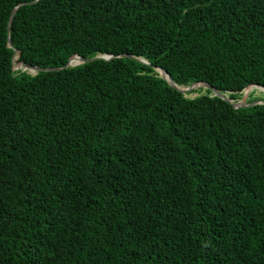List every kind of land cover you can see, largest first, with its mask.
<instances>
[{
	"label": "trees",
	"instance_id": "16d2710c",
	"mask_svg": "<svg viewBox=\"0 0 264 264\" xmlns=\"http://www.w3.org/2000/svg\"><path fill=\"white\" fill-rule=\"evenodd\" d=\"M158 68L264 87V0H0V264H264V97Z\"/></svg>",
	"mask_w": 264,
	"mask_h": 264
},
{
	"label": "water",
	"instance_id": "95a60500",
	"mask_svg": "<svg viewBox=\"0 0 264 264\" xmlns=\"http://www.w3.org/2000/svg\"><path fill=\"white\" fill-rule=\"evenodd\" d=\"M20 6L16 7L11 16H10V19H9V24H8V31L11 30V26H12V22H13V19H14V16L18 10ZM13 42L12 40H9V47L10 48H13ZM127 57H130V58H134L144 64H148L150 65V63L144 59V58H141V57H134V56H131V55H125ZM20 57V52L16 49L15 50V53H14V60H13V63L14 65L17 64V68L15 69H23L24 71H27L28 73L32 74V75H36L38 74L39 72H52V71H60L62 70V68H40V67H37V66H33V65H30V64H27V63H24V62H19L18 61V58ZM115 56L114 55H101V56H97V57H94V58H82L81 56L79 55H76L74 57H72L70 59V61L68 62V64L64 67V68H69V67H74V66H77V65H80V64H84V63H88V62H92V61H95L97 59H106V60H111L113 59ZM159 72H160V75L162 78H164L172 87H174L175 89L181 91L182 93H189V92H192L193 90H197V89H200V88H204V89H209L213 92V96H217L229 103H231L235 108H243L247 105V102H246V98L244 100H238V101H235L233 99H231L228 95V93H222L221 91H219L218 89H216L214 86H212L211 84L207 83V82H200V83H194L192 84L191 86H180L178 84H176L173 79L171 78V76L162 68H158L157 69ZM166 74L169 76L170 79H168L165 75ZM251 86H254V87H257V88H262L264 89L263 86H260V85H250L248 86L247 88L251 87ZM246 88V89H247ZM245 89V90H246ZM244 90V92H245ZM255 103L251 104V105H254Z\"/></svg>",
	"mask_w": 264,
	"mask_h": 264
},
{
	"label": "rangeland",
	"instance_id": "374dc122",
	"mask_svg": "<svg viewBox=\"0 0 264 264\" xmlns=\"http://www.w3.org/2000/svg\"><path fill=\"white\" fill-rule=\"evenodd\" d=\"M15 68H17V65L15 64ZM229 95V94H228ZM198 96L197 93L192 94V97ZM251 97H256V98H261L264 97V93L261 92L260 90L258 91L257 89H254L253 91L250 92V94L247 96V98L245 99V92L242 93V98L241 100H246V102H248L250 100Z\"/></svg>",
	"mask_w": 264,
	"mask_h": 264
},
{
	"label": "bare ground",
	"instance_id": "6f19581e",
	"mask_svg": "<svg viewBox=\"0 0 264 264\" xmlns=\"http://www.w3.org/2000/svg\"><path fill=\"white\" fill-rule=\"evenodd\" d=\"M163 75H165L168 79H170L168 75H166L164 73H163ZM254 89H257L258 91L260 90L261 92L264 93V89L251 86L245 90V97H247L250 94V92L253 91Z\"/></svg>",
	"mask_w": 264,
	"mask_h": 264
}]
</instances>
